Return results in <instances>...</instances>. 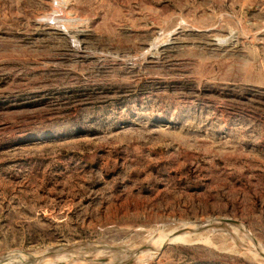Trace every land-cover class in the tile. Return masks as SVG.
Masks as SVG:
<instances>
[{
	"label": "rangeland",
	"instance_id": "374dc122",
	"mask_svg": "<svg viewBox=\"0 0 264 264\" xmlns=\"http://www.w3.org/2000/svg\"><path fill=\"white\" fill-rule=\"evenodd\" d=\"M0 264H264V0H0Z\"/></svg>",
	"mask_w": 264,
	"mask_h": 264
},
{
	"label": "bare ground",
	"instance_id": "6f19581e",
	"mask_svg": "<svg viewBox=\"0 0 264 264\" xmlns=\"http://www.w3.org/2000/svg\"><path fill=\"white\" fill-rule=\"evenodd\" d=\"M203 222H204V221H203ZM205 222H206V220H205ZM209 222H210V221H209ZM192 227H193L192 225H191V226H190V225H186L185 228H184V230H185L186 232H188L187 230H188V229H189V230H192ZM190 228H191V229H190ZM176 232H177V231H176ZM178 233H179V232H178ZM178 237H179V238H183V237H185V234H181V236H178ZM186 238H188V236H187ZM165 239H168V238H165ZM159 248H160V246H158V247L156 248L155 251L157 252ZM161 248H162V247H161ZM161 248H160V249H161ZM155 251H154V252H155ZM151 252H153V251H151Z\"/></svg>",
	"mask_w": 264,
	"mask_h": 264
},
{
	"label": "water",
	"instance_id": "95a60500",
	"mask_svg": "<svg viewBox=\"0 0 264 264\" xmlns=\"http://www.w3.org/2000/svg\"><path fill=\"white\" fill-rule=\"evenodd\" d=\"M228 222H234V223H238V221L235 220H227Z\"/></svg>",
	"mask_w": 264,
	"mask_h": 264
}]
</instances>
